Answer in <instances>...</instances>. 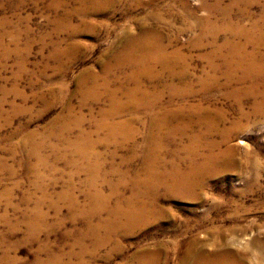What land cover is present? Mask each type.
I'll return each instance as SVG.
<instances>
[{"label":"rangeland","instance_id":"1","mask_svg":"<svg viewBox=\"0 0 264 264\" xmlns=\"http://www.w3.org/2000/svg\"><path fill=\"white\" fill-rule=\"evenodd\" d=\"M216 1L0 0V264H46L51 256L58 257L61 264H137L145 251L155 255L157 264H180L189 243L201 241V246L208 249L217 244L219 240L211 238V233L225 234L229 241H236L234 247L240 251L256 235L264 239V119L259 116H252L246 119L248 121L241 118L236 99L225 96L223 75L219 76L221 85L211 92L200 93L195 83L194 77L207 69V61L201 58L210 50V45H206L211 42L212 34L205 36L203 47L193 46L201 32L191 28L192 19L184 13V4L195 11L197 18H207L204 3L209 6ZM231 2L224 0L223 6ZM263 4L264 0H253L248 6L240 4L234 8L232 18L248 26L251 20L243 11L257 17L264 10ZM211 21L221 24L216 12H212ZM144 28L161 36L168 51L179 50L186 55L180 59L184 62L178 61L176 69L193 72L188 74L193 79L189 77L190 94L185 93L177 81L176 94L164 88L170 82L167 73L163 75L164 81L153 82L147 75H139L142 88L144 85L143 89L149 91L160 89L162 92H158L164 95H160L158 105L170 104L173 108L169 109L200 103L224 111L226 121L210 139L220 144L219 151L225 156L216 172L195 192V199L173 197L159 187L153 193L155 198H160H157V208L162 215L158 219L126 230L100 228L101 232L92 235L85 229L87 222L97 224L108 217V211L86 217L85 210L101 205L99 200L93 204L88 197L100 194L111 208L118 195L127 197L132 191L129 181L124 185L120 183L121 175L126 173L130 179L143 165L150 119L143 110L132 118L133 109L124 107V90L134 89L138 81L130 78L135 68L128 64L117 65L115 58L127 40ZM224 37L221 32L218 42ZM151 66L156 71L161 70L160 66L152 63ZM114 93L120 107L112 122L125 120L131 125L113 139L100 125L103 112L112 110ZM251 102L249 97L244 99L243 111H250ZM182 121L171 120L165 127L167 137L160 139L162 145L157 144L159 148L164 147L160 148V156L165 161L183 158V148L189 145V136L197 128L194 124L186 134L171 136L168 128ZM233 125L238 129L228 131L227 138L223 130H230ZM84 135L93 140L94 147V154L86 159L71 149V143ZM182 165L181 168L187 169L185 162ZM92 168L98 170L93 178ZM72 199L76 201L75 206L71 204ZM103 241L107 243L102 244Z\"/></svg>","mask_w":264,"mask_h":264},{"label":"bare ground","instance_id":"2","mask_svg":"<svg viewBox=\"0 0 264 264\" xmlns=\"http://www.w3.org/2000/svg\"><path fill=\"white\" fill-rule=\"evenodd\" d=\"M252 1L253 0H232V2L227 6H223L224 0H217L215 2V4L209 5V6L206 3H204V7L209 14L207 16V18H197L195 15V11L193 9L189 8L188 5L184 4L185 5L184 6L185 7L184 13L186 14L188 19H190V20L192 19L190 21L191 28L194 27L197 30L199 29V31L201 32L200 36L198 35L199 38H197V40H195L196 39L195 38L194 39L195 41L193 40L194 41L193 46H195V47L200 46L201 44H203V40H204L205 36L209 33L212 34L211 42H209L210 41V38H209V41H208L209 44L206 45L208 47L210 45V47H209L210 50L203 55L201 54L203 57L201 59L206 60L208 63V66L206 65L207 69L203 70L201 75H198V76L196 75L194 77L197 87L200 88L199 92L200 93H207V92H211L212 90L218 88L221 85L219 83V76L223 75L224 83L222 85L225 86V88H226L225 96L227 98L234 97L236 99V107L240 111L241 118L245 119V120L248 118H249L248 120H250L252 118V116H259V117L264 119V10H262V12L259 15H257V17H256V15H254L252 17L249 16L248 13L244 10L242 14L244 16H248L249 19L251 20L250 24L248 26L242 25L239 22H235L234 19L232 18V12H233L234 8H236V6H238L240 4H245L248 6ZM212 12H216L219 15V17L221 19L220 25H217L216 23L214 24L211 21ZM221 32H223L225 34V37L222 40H220V43H219L218 42L219 41V35ZM190 43H191V41H190ZM201 46L203 47V45H201ZM201 46H200V48H201ZM122 48L123 49L116 55V58H115V56H114V58L116 59L117 65L122 66L123 64H128V65L135 68V74L133 76L131 75V77H130L131 79L133 77L134 79H136L138 81V79H139L138 76L141 74H145V75H147L149 80H152V82L155 80L156 81H162V80L164 81L163 75L165 73H167L170 82L166 83L164 85V88H167L168 91L172 92V94H176L178 92L177 91L178 90L177 82H178V84L180 85V88H182V90L185 93L190 94V92H192V83L189 79V77H192V76H189V75L193 72H191L189 74L185 71L186 69L183 71L182 70L178 71L176 69V65H177L178 61L181 62L182 60L180 61V59H182L186 55H182L181 51H179V50L168 51V47L164 43V40H163V38H161V36L159 37L156 34H154L153 32L149 31L147 28H144L137 36L134 35L133 38L131 37L130 39H128L126 44ZM249 48L251 50H249ZM193 49H194V47H193ZM195 49H197V48H195ZM198 49H199V47H198ZM188 61H190V60H188ZM182 62H184V61H182ZM151 63L156 65V66H160L161 70L156 71L153 68L154 66L153 67L151 66ZM182 67H181V69H182ZM131 70H132V68H131ZM191 70L192 69H190V71ZM105 74H106V72H105ZM192 79H193V77H192ZM127 80L128 79H126V81ZM89 81H91V80H89ZM97 82H98V80H97ZM136 83H137V85L135 86L134 89L129 90L130 89L129 88L126 91L124 90L125 97H126L124 107H126L128 109L129 108L133 109L130 113L132 115L134 114L135 116H133L132 118L136 117L138 112L143 110L146 112V114L148 115V117L150 119V122H149L150 128L148 127L149 132H147L148 135H147V138H145L146 139L145 140V142H146L145 146L146 147H143V151H144L143 160L144 161L141 159L143 161V165H142V168L133 172V175L130 179H128V175L126 173H123L121 175L120 183L124 185L125 183H127L129 181L132 184V186H130V187H132V189H131L132 191L130 190L131 194L127 197L125 195H121V194L118 195V200H117L116 204L114 206H112L111 208L108 207L109 206V205H107L108 202L106 203L107 199L102 198V196L100 194L95 193L96 195L91 194L89 197L87 196L93 204L99 200L101 205L99 207H95L97 205H95V206L93 205L94 207H91L88 210H85V212L83 211L84 215L87 214L86 217L90 216V215L92 216V214L97 215L102 210L108 211V217L106 219L103 218V220L102 221L100 220L99 222H97V224H95V222H94V224L91 222H87L88 228H85L87 223L83 224V225H85L83 228H85L86 230L88 229V231L90 233H92V235L94 233H96L97 231H99L100 228H106V229H110V228H112V229L113 228L125 229V228H130V227H136L137 228V226L139 227V226L147 225V223H149V221H151L153 219H158L162 215V212H161V210H159L157 208V198H159V197L157 196V198H155L156 195L154 197L153 193L159 187H162L169 195H172L173 197L175 196V197H181V198H186V199L187 198H189V199L194 198L195 199V192L205 185V183H206L205 180L207 179V177L211 176L214 172H216L217 165L225 156V153L223 151H219V149L221 147L220 144L210 139L212 137V135L217 130H219L220 126L222 124L224 125V123L226 121V117H225L226 115H225L224 111H222L220 109L219 110L212 109L211 107L200 104V103L194 104L191 106H187V107H185L184 104L182 106L179 105L181 107L179 109H176V110L175 109L174 110L169 109V107L171 106L170 104L164 105L163 103L162 104L160 103L161 105H158V100L162 98V97H160V95L163 94V93L160 94L158 92V91H161L160 89L157 91L154 88V91L153 90L149 91L147 89H143L144 85L142 88L141 83L139 81ZM142 83H143V81H142ZM91 84H93V83H91ZM126 86L129 87L128 84ZM197 94H199V93H197ZM87 95H88V93L85 92L84 96H87ZM184 95H187V94H184ZM115 96H117L116 93H114L112 95V110H110L109 112H103V117H102L103 122H101V125H100L101 128H105L108 130L109 138H113V139L120 132L127 130L129 128V125H131L129 121H125V120H121V121L119 120L120 122H115V121L112 122L111 119L113 118V116L116 117V112L118 111V108L120 107ZM247 97L251 98V100H252L251 108H250L249 112L243 111V101ZM180 98H182V97H180ZM176 102L179 103V101H176ZM122 114H124V113L122 112ZM142 114H144V113H142ZM126 115H127V113H126ZM66 118H68V116ZM71 118H72V116H71ZM171 120H183L179 125H176L173 128H168V130L170 132V133L169 132L168 133L171 136L174 135L173 137H176L175 135L179 134V133L180 134H186L187 132H189L193 128L194 124L197 127L194 130L195 131L194 134L189 136V145H186V147L183 148L185 155L179 161H177L175 159L165 161L164 160L165 158L162 159L163 158L162 155L160 156V151H161L160 148L164 149V147L159 148L157 145L158 142L160 141V139L162 140V137L164 135H166V134H164L165 133V127ZM248 120H246V121H248ZM74 121H72V122L75 124ZM96 124H98V123H96ZM140 124H142V123H140ZM130 128H132V127H130ZM94 129H95V127H94ZM237 129H238V126L233 125L230 127V130H227L226 128H224L223 131L225 132L224 134L227 137L229 135L228 131L230 132V131H234ZM67 130L68 129H66V131ZM71 130L73 132V129H71ZM133 130H134V128H133ZM61 131L63 132V130H61ZM82 131H83V129H82ZM69 133H70V131H69ZM123 133H125V132H123ZM79 134H80V132H78V135ZM131 134H132V132H131ZM224 134H223V136H224ZM105 135H107V134L105 133ZM119 137H121V136H119ZM166 137H167V135H166ZM124 138H126V137H124ZM178 139H179V137H178ZM165 140H167V139H165ZM91 141L93 142V140H91ZM91 141H90L88 135H84V136H81L79 138L77 137V139L71 143L73 146V147L71 146V149L74 152L80 153L81 156L85 159L88 157L90 158L94 154V151H93L94 147H92ZM95 141H97V140H95ZM116 141H118V140H116ZM130 141H131V139H130ZM179 141H181V140L179 139ZM164 143H165V141H164ZM66 144H68V143H66ZM95 144H96V142H95ZM118 144H120V142ZM177 144H179V142ZM174 145H175V143H174ZM179 146H181V145H179ZM184 146H185V143H184ZM120 147H122V146H120ZM35 149H36V147H35ZM166 149L167 148L165 147V150ZM174 152H171L172 155L176 154ZM178 153H181V152H178ZM161 154H163V153H161ZM181 155H183V154H181ZM65 158H68V157H65ZM68 160H69V158H68ZM71 162H72V160H71ZM80 162H81V160L79 161V163ZM183 162H185L187 164V169H185V170L183 168H181V165ZM80 164H79V166H80ZM41 165H42V163H41ZM74 165L75 164L73 163V166ZM77 165H78V163H77ZM183 165H185V164H183ZM82 166L80 168H82ZM33 169H35V168H33ZM91 170L94 173V176H92V177L90 176V177L93 178L96 176V173H98L97 172L98 170H95L94 168H92ZM75 172H77V171H75ZM126 172H127V170H126ZM68 185L69 184H67V187H68ZM95 185H92V186H95ZM95 187H94V190H95ZM113 188H114V185H113ZM113 191H116V190H113ZM113 191H112V193H115ZM65 193H64V195H67ZM104 196H106V195H104ZM67 199H66V201H67ZM109 199H111V198H109ZM159 199H158V202H159ZM113 203H114V201H113ZM71 204L73 206H75L76 201L74 199H72ZM35 206H37V205H35ZM104 212L102 214H104ZM81 217H84V216H81ZM31 219L33 220V217ZM77 221H75V222H77ZM84 222H85V220H84ZM41 226H43V225H41ZM32 230H34V229H32ZM45 230H46V228H45ZM82 231H85V230H82ZM88 231H86V232H88ZM119 231H121V230H119ZM86 232H84V233L86 234ZM99 232H101V230ZM70 233H72V232H70ZM116 233H118V232H116ZM37 234H38V232H37ZM30 235H29V237H30ZM210 235H211V238L219 240L217 244H215L211 249H208V248H203L201 246V243H200L201 241H193V242H198V243H193V242L189 243L186 246V249L184 250L183 255L180 258V264H264V239L261 238L259 235H256L251 240V242L241 251L234 247L236 241L235 242L229 241L225 234H221V235L216 236L214 233H211ZM26 236H27V234H26ZM87 236H89V235H87ZM26 238H28V237H26ZM36 238H37V236H36ZM92 238H90V239H92ZM96 238H97V236H96ZM96 238H94V240ZM98 239H101V236ZM110 239H112V237ZM32 240L30 238V241H32ZM85 240H86V238H85ZM81 242H83V241H81ZM105 242L102 244H105ZM80 244H83V243H80ZM73 245L75 246V244H73ZM42 250H44V249H42ZM50 250H51V248H50ZM71 250L73 252L74 249L71 248ZM81 254H83V253L81 252ZM61 255H63V254L61 253ZM40 260H42V259H40ZM47 260H49V261L46 264H61V260L58 257L51 256V258L47 259ZM87 261L88 260H86V262ZM33 264H35V263H33ZM83 264H84V262H83ZM137 264H157V258L155 257L154 254H151L150 252L147 253V251H145V253H143L139 256V262H137Z\"/></svg>","mask_w":264,"mask_h":264}]
</instances>
